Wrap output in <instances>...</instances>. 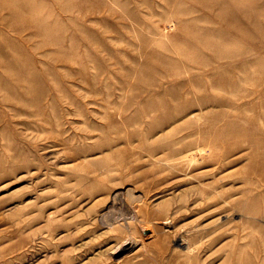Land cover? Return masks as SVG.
I'll use <instances>...</instances> for the list:
<instances>
[{"label": "rangeland", "instance_id": "374dc122", "mask_svg": "<svg viewBox=\"0 0 264 264\" xmlns=\"http://www.w3.org/2000/svg\"><path fill=\"white\" fill-rule=\"evenodd\" d=\"M0 264H264V0H0Z\"/></svg>", "mask_w": 264, "mask_h": 264}, {"label": "bare ground", "instance_id": "6f19581e", "mask_svg": "<svg viewBox=\"0 0 264 264\" xmlns=\"http://www.w3.org/2000/svg\"><path fill=\"white\" fill-rule=\"evenodd\" d=\"M187 243L186 241V238L183 237V236H179V237H176L175 240H174V243L177 244L178 246H182L185 245L184 243ZM188 246V249L190 248V245H187Z\"/></svg>", "mask_w": 264, "mask_h": 264}]
</instances>
